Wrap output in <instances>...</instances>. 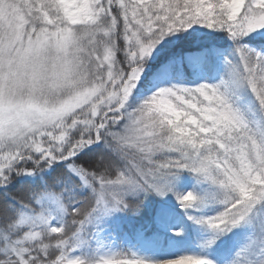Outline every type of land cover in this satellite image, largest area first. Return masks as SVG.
I'll return each mask as SVG.
<instances>
[{
  "label": "snow or ice",
  "instance_id": "1",
  "mask_svg": "<svg viewBox=\"0 0 264 264\" xmlns=\"http://www.w3.org/2000/svg\"><path fill=\"white\" fill-rule=\"evenodd\" d=\"M0 264H264V0H0Z\"/></svg>",
  "mask_w": 264,
  "mask_h": 264
}]
</instances>
